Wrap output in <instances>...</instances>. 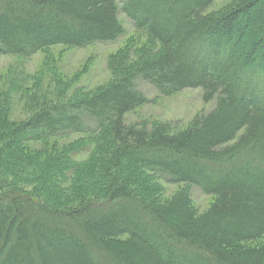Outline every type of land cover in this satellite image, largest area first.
I'll return each instance as SVG.
<instances>
[{"label":"trees","instance_id":"1","mask_svg":"<svg viewBox=\"0 0 264 264\" xmlns=\"http://www.w3.org/2000/svg\"><path fill=\"white\" fill-rule=\"evenodd\" d=\"M214 2L0 0V57L115 42L121 12L147 36L112 57L103 88L60 91L21 123L0 102V264H264V0ZM138 80L216 106L179 133L129 126L150 102ZM72 135L86 138L27 148ZM154 179L216 200L202 216L185 192L161 204Z\"/></svg>","mask_w":264,"mask_h":264},{"label":"rangeland","instance_id":"2","mask_svg":"<svg viewBox=\"0 0 264 264\" xmlns=\"http://www.w3.org/2000/svg\"><path fill=\"white\" fill-rule=\"evenodd\" d=\"M234 1L215 0L208 11L218 12ZM119 18L126 33L115 42L95 43L85 48L54 46L29 58L0 57V102L8 99L10 121L21 123L28 120L34 113L37 101H56L60 91L65 92L64 99H67L79 89L93 92L111 84L114 80L110 69L112 57L128 44L139 48L147 42L146 33L138 30L123 12ZM137 87L150 102L125 117L129 126L151 127L159 123L168 125L173 133H179L189 128L196 118L212 112L216 106V101H204L205 92L202 89H187L172 96H163L147 82L138 80ZM85 138V135H72L30 143L27 148L34 152L53 154ZM88 157L89 152H86L75 159L86 160ZM153 182L157 202L167 204L185 192L199 216L207 213L216 200L184 184H169L160 179H154ZM256 244H264V239Z\"/></svg>","mask_w":264,"mask_h":264}]
</instances>
